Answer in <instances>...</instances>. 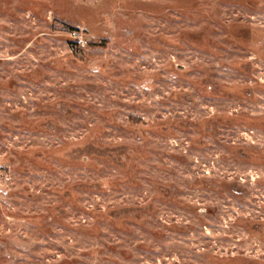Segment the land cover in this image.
<instances>
[{
    "label": "rangeland",
    "instance_id": "374dc122",
    "mask_svg": "<svg viewBox=\"0 0 264 264\" xmlns=\"http://www.w3.org/2000/svg\"><path fill=\"white\" fill-rule=\"evenodd\" d=\"M0 264H264V0H0Z\"/></svg>",
    "mask_w": 264,
    "mask_h": 264
},
{
    "label": "built area",
    "instance_id": "2783aa9c",
    "mask_svg": "<svg viewBox=\"0 0 264 264\" xmlns=\"http://www.w3.org/2000/svg\"><path fill=\"white\" fill-rule=\"evenodd\" d=\"M70 36L73 38L74 42L78 46L85 47L87 45V40L85 39L84 34L79 30H74L70 33Z\"/></svg>",
    "mask_w": 264,
    "mask_h": 264
}]
</instances>
